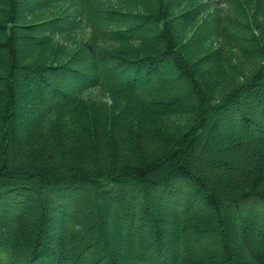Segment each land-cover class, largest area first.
Segmentation results:
<instances>
[{"label": "trees", "instance_id": "trees-1", "mask_svg": "<svg viewBox=\"0 0 264 264\" xmlns=\"http://www.w3.org/2000/svg\"><path fill=\"white\" fill-rule=\"evenodd\" d=\"M0 264H264V0H0Z\"/></svg>", "mask_w": 264, "mask_h": 264}, {"label": "rangeland", "instance_id": "rangeland-1", "mask_svg": "<svg viewBox=\"0 0 264 264\" xmlns=\"http://www.w3.org/2000/svg\"><path fill=\"white\" fill-rule=\"evenodd\" d=\"M20 43L23 45L22 42H20ZM32 88L34 89V92L31 91L32 93H37V92H39V91H38L39 89L35 88V86H32ZM27 114H28V115H27ZM23 118H26V119L29 118V113H25V114H22V115L19 116V119H23ZM15 132H16V131H15ZM19 133H20V132L17 131V134H19Z\"/></svg>", "mask_w": 264, "mask_h": 264}]
</instances>
